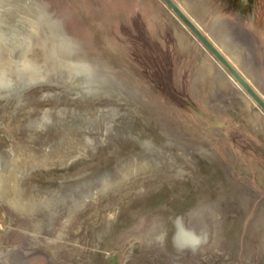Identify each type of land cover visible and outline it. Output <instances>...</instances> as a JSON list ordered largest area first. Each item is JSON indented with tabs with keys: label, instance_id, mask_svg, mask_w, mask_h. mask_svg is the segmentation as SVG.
<instances>
[{
	"label": "rangeland",
	"instance_id": "obj_1",
	"mask_svg": "<svg viewBox=\"0 0 264 264\" xmlns=\"http://www.w3.org/2000/svg\"><path fill=\"white\" fill-rule=\"evenodd\" d=\"M0 264H264V0H0Z\"/></svg>",
	"mask_w": 264,
	"mask_h": 264
},
{
	"label": "bare ground",
	"instance_id": "obj_2",
	"mask_svg": "<svg viewBox=\"0 0 264 264\" xmlns=\"http://www.w3.org/2000/svg\"><path fill=\"white\" fill-rule=\"evenodd\" d=\"M175 1V0H174ZM180 5V4H179ZM177 6V5H176ZM180 7V6H179ZM181 9V8H180ZM185 9V8H184ZM185 11H187V9L185 10ZM184 14V13H183ZM188 14V13H187ZM185 16V15H184ZM188 16V15H187ZM192 16V15H191ZM186 17V16H185ZM189 18V17H188ZM193 21V20H192ZM196 22V20H194V23ZM220 23H221V21H220ZM219 23V24H220ZM199 24V23H198ZM216 24V23H215ZM195 27V26H194ZM198 27V26H197ZM197 30V29H196ZM199 30V29H198ZM201 30V29H200ZM219 30V29H218ZM201 33V32H200ZM198 34V33H197ZM201 34H203V33H201ZM223 36V35H222ZM206 37V36H205ZM219 37V36H218ZM224 38V37H223ZM210 39V38H209ZM218 39V38H217ZM207 40V39H206ZM230 40V39H229ZM210 41V40H209ZM226 42V41H225ZM224 42V43H225ZM233 42V41H232ZM214 43V42H213ZM212 43V44H213ZM223 43V44H224ZM232 44V43H231ZM237 44V43H236ZM214 45V44H213ZM217 45V44H216ZM215 46V45H214ZM231 47V46H230ZM232 48H233V46H232ZM222 49H224V48H222ZM215 50V49H214ZM220 50V49H219ZM222 52H223V50H222ZM226 53V52H225ZM228 53H229V51H228ZM237 53V52H236ZM224 55V54H223ZM227 55V54H226ZM238 55V54H237ZM226 57V56H225ZM228 57H231V56H228ZM235 57H236V55H235ZM234 58V57H233ZM230 60H231V58H229ZM228 58H226V60H229ZM226 60H223V62H224V66L228 69V71L232 74V78H233V80L234 81H238L248 92H249V94L252 96V97H254V94H256V92L255 91H257V90H255L253 87H252V83H248V81H247V78H246V76H244V74H242V72H240V70H239V68H236L237 67V65H236V67H234L233 66V64H231V62L229 63V62H227ZM236 62V61H235ZM239 63V62H238ZM235 64V63H234ZM246 75V74H245ZM247 76H248V74H247ZM242 81H244L247 85H248V88H246V86L243 84V82ZM250 82V81H249ZM251 84V85H250Z\"/></svg>",
	"mask_w": 264,
	"mask_h": 264
},
{
	"label": "water",
	"instance_id": "obj_3",
	"mask_svg": "<svg viewBox=\"0 0 264 264\" xmlns=\"http://www.w3.org/2000/svg\"><path fill=\"white\" fill-rule=\"evenodd\" d=\"M242 82L246 86V88H248V85L244 81H242ZM254 98H256L258 101H260V99L258 98L257 94H254Z\"/></svg>",
	"mask_w": 264,
	"mask_h": 264
}]
</instances>
